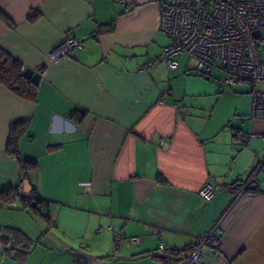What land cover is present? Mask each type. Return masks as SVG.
Masks as SVG:
<instances>
[{
    "label": "crops",
    "instance_id": "0c3cea01",
    "mask_svg": "<svg viewBox=\"0 0 264 264\" xmlns=\"http://www.w3.org/2000/svg\"><path fill=\"white\" fill-rule=\"evenodd\" d=\"M67 34L81 47L51 61ZM168 45L158 0H0V49L42 71L34 101L0 86V235L32 242L5 233L0 264H188L211 232L189 264H264V118L252 117V87H228L185 55L168 70ZM15 123L48 223L23 194L5 200L23 193L6 153ZM258 168L235 200L226 186ZM207 183L221 188L203 201ZM117 233L138 242L115 250Z\"/></svg>",
    "mask_w": 264,
    "mask_h": 264
},
{
    "label": "built area",
    "instance_id": "2783aa9c",
    "mask_svg": "<svg viewBox=\"0 0 264 264\" xmlns=\"http://www.w3.org/2000/svg\"><path fill=\"white\" fill-rule=\"evenodd\" d=\"M123 4L125 0H117ZM160 11V31L165 34L170 45L163 48L159 60L168 70L177 68L176 58L187 56L193 67L201 74L217 70L228 87L250 85L252 87V117L264 118V59L260 54V43L264 48L261 32L264 30V0H158ZM258 32V36L253 33ZM81 47L72 35L67 34L62 44L48 54L51 61H59L73 56ZM157 61L148 65L153 66ZM256 170L244 181L228 185L234 199L244 195L256 181ZM221 188L207 183L199 190L203 201H209ZM18 189L12 201L22 198ZM40 214L46 213V205L38 207ZM160 235V232H156ZM214 239L213 232L200 238L188 257V264L197 262L201 248ZM121 242L135 244L138 238H125L114 234V247Z\"/></svg>",
    "mask_w": 264,
    "mask_h": 264
},
{
    "label": "trees",
    "instance_id": "16d2710c",
    "mask_svg": "<svg viewBox=\"0 0 264 264\" xmlns=\"http://www.w3.org/2000/svg\"><path fill=\"white\" fill-rule=\"evenodd\" d=\"M26 68L16 59L5 53L3 50L0 49V86L7 89L10 93L14 94L16 97L27 100V101H34L36 98V93L38 86H35L31 83V81L24 77L23 72ZM41 74L42 71H39ZM25 127L24 123H15L11 126L10 129V136L6 147V153L10 157L14 158L18 164L19 171L21 174V186L23 182L28 181V176L32 172L37 171V164L34 161H27L23 160L19 156L18 151V137L20 131L23 130ZM31 190V197L30 198H23L22 203L25 208H28L29 211L36 216L41 221L48 223V219L45 214L39 213V205L43 204L44 202H40L36 199L34 190ZM15 190L9 188L5 191L9 194V198L5 199L6 202L12 201V195ZM3 196V193H0V196ZM6 197V196H5ZM2 199V198H1ZM45 204V203H44ZM46 205V204H45ZM47 208V207H46ZM3 235H0V242L4 247V235L7 233L8 237L16 238L19 242L23 243L24 247L30 246V241L26 240L22 234H20L17 230L8 229L6 232H2ZM5 252V249H4ZM25 253V252H24ZM26 255V254H25ZM24 255V257H25ZM24 257L19 256L20 260H23ZM189 257V256H188ZM188 257L186 259H188ZM162 261H167L166 258H161Z\"/></svg>",
    "mask_w": 264,
    "mask_h": 264
},
{
    "label": "water",
    "instance_id": "95a60500",
    "mask_svg": "<svg viewBox=\"0 0 264 264\" xmlns=\"http://www.w3.org/2000/svg\"><path fill=\"white\" fill-rule=\"evenodd\" d=\"M254 36H258V32L253 33ZM23 75L25 78L29 79L31 83L35 86H38L40 80H41V74L39 72H35L31 68H26L23 72ZM23 189V196L24 198H30L31 197V190L29 187V184L27 181H25L22 185Z\"/></svg>",
    "mask_w": 264,
    "mask_h": 264
},
{
    "label": "rangeland",
    "instance_id": "374dc122",
    "mask_svg": "<svg viewBox=\"0 0 264 264\" xmlns=\"http://www.w3.org/2000/svg\"><path fill=\"white\" fill-rule=\"evenodd\" d=\"M261 38L264 39V30H262L261 32ZM260 54H261L262 59H264V48H262V43H260ZM257 88H264V85H260ZM34 263L36 264V262L34 261L31 264H34Z\"/></svg>",
    "mask_w": 264,
    "mask_h": 264
}]
</instances>
